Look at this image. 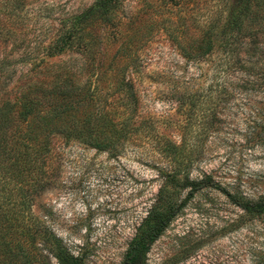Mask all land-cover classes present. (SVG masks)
<instances>
[{"label": "rangeland", "instance_id": "rangeland-1", "mask_svg": "<svg viewBox=\"0 0 264 264\" xmlns=\"http://www.w3.org/2000/svg\"><path fill=\"white\" fill-rule=\"evenodd\" d=\"M94 2L0 0V99L41 95L59 80L71 110L93 112L72 87L85 81L94 97L111 91L112 82H131L137 91L134 122L125 124L133 134L115 155L49 133L79 116L61 95L17 119L9 145L17 166L0 171V194L11 200L16 185L29 194L7 231L11 253L0 245V264L13 255L57 264L48 248L58 243L83 264H119L162 184L168 162L158 148L166 140L183 152L179 163L188 165L190 179L209 176L226 191L206 186L187 199L181 191V206L147 263L262 261L264 213H247L236 202L264 194V92L254 84L264 74V0L249 1L250 31L234 41L224 30L236 0H116L86 22L95 39L87 54L46 55L60 24ZM207 36L211 50L204 53ZM107 101L113 105L117 95ZM35 162L39 173L30 170Z\"/></svg>", "mask_w": 264, "mask_h": 264}, {"label": "trees", "instance_id": "trees-1", "mask_svg": "<svg viewBox=\"0 0 264 264\" xmlns=\"http://www.w3.org/2000/svg\"><path fill=\"white\" fill-rule=\"evenodd\" d=\"M115 1L95 0L94 4L84 12L75 15L71 19H68V21L62 22L56 32V36L46 48V55L52 57L55 54L69 50L77 51L81 55L87 54L95 39L90 31H86V22L96 12L101 14L107 13ZM249 1L236 0V6L230 7L228 10L224 32L231 41L250 31L246 30L247 24H245L249 13ZM210 37H206L208 44L205 46V50H203L204 53H209L211 50ZM258 78L261 79V82L254 84H257L256 87L264 92V74H260ZM69 81L67 80V82ZM110 85L113 86L111 91L97 90L99 92L97 93L98 97H94L93 93H88V89H85V81L71 88V91H76L80 88V92L83 93L80 99H85L87 102L91 101L93 103L91 108L94 109L93 112L89 111L90 109L79 110L78 106V108L71 110L72 106L66 105V99L69 97L68 90L59 80L52 82L46 93L41 95L36 92L26 91L22 92L19 96L0 99V171L5 170L8 172L9 169L13 170V167L17 166L16 155L13 157L11 153L13 148H9L14 130L17 127V119L21 118L23 121H26V115L31 113L32 110L38 108V106L53 105L56 102L54 100L55 97L60 95V99L62 100L63 96V100H65L66 109L70 110L71 113L78 112L79 116L75 114L67 116L61 127L50 129L49 133L55 132L60 134L65 142L77 141L98 150H107L112 154L114 153V155L117 154L119 147L126 142L127 136L130 137L133 134L126 129L125 124L128 121L134 122L133 116L137 108V91L131 82H112ZM116 95L117 101L114 104H119V106H116L115 110L114 104L108 103L107 98L108 96ZM184 95L189 96L187 93ZM112 109H114V115L111 114ZM41 147L40 143L35 149V153L40 151ZM182 147L180 146L179 150ZM158 150L167 160L168 168L162 170V175L160 176L162 184L158 188L154 201L146 212L145 218L141 221L133 237L130 239L119 264H148L147 255L151 246L167 228L181 206L180 203H176V197L181 191H186L185 199L206 186L220 192L226 191L209 176H204L199 181L190 179L187 173L188 165L181 166L179 163L178 157L183 152L181 150L178 151L174 143L166 140ZM36 167L30 168V170L34 173H39L41 167H38L37 163ZM32 177L35 179L36 175L34 174ZM14 194L11 200H9V195L0 194L2 207H4V212L0 213V245L7 249L8 254L11 253V243L7 239L9 234L7 231L10 229L11 224L20 219L18 208L19 211L22 210L20 209V205H22L23 199L28 196L29 192L27 188L24 189L16 185ZM229 197L232 201H235L233 196L230 195ZM240 200H236V204L247 213L253 215H262L264 213V194L255 201L245 199L244 197ZM1 223L4 224L1 225ZM2 229H5L6 233L1 234ZM48 252L57 264H83L80 258L69 253L60 243L48 248ZM1 264L30 263L24 260H17L15 259V255H13ZM37 264L45 263L38 262ZM257 264H264V259Z\"/></svg>", "mask_w": 264, "mask_h": 264}]
</instances>
